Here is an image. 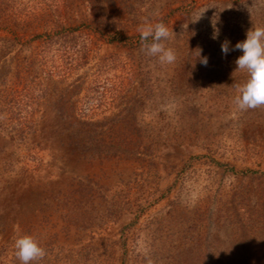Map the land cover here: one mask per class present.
I'll return each instance as SVG.
<instances>
[{"label":"rangeland","instance_id":"rangeland-1","mask_svg":"<svg viewBox=\"0 0 264 264\" xmlns=\"http://www.w3.org/2000/svg\"><path fill=\"white\" fill-rule=\"evenodd\" d=\"M252 26L264 0H0V264L22 233L31 264H264V106L221 51Z\"/></svg>","mask_w":264,"mask_h":264},{"label":"clouds","instance_id":"clouds-1","mask_svg":"<svg viewBox=\"0 0 264 264\" xmlns=\"http://www.w3.org/2000/svg\"><path fill=\"white\" fill-rule=\"evenodd\" d=\"M158 15V12L156 13ZM141 35L142 49L147 54L156 56L161 64H172L176 54L172 48L166 47L163 41L169 39L171 33L161 21L155 24L145 20L137 29ZM151 38V42L147 41ZM213 38H216L214 33ZM240 50L242 54L236 59L237 69L247 72V80L237 86L234 98L236 107L243 111L264 106V26H252L246 33V38L238 41L234 49L229 48L226 39L221 44L222 54L227 56L230 50ZM207 57L201 58V63L207 65ZM16 257L22 264H31L45 257L46 250L33 235L22 233L14 240Z\"/></svg>","mask_w":264,"mask_h":264}]
</instances>
